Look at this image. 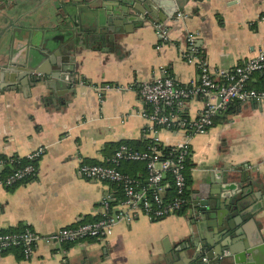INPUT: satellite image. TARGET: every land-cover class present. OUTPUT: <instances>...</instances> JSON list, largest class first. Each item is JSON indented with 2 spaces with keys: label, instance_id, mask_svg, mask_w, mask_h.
<instances>
[{
  "label": "crops",
  "instance_id": "crops-1",
  "mask_svg": "<svg viewBox=\"0 0 264 264\" xmlns=\"http://www.w3.org/2000/svg\"><path fill=\"white\" fill-rule=\"evenodd\" d=\"M8 2H16L19 10L9 9ZM175 3L177 13L172 18L166 8L155 5L154 16L142 10L125 19L124 32L105 45L86 40L75 54L77 83L63 95L67 104L56 107L43 101L48 91L41 83L23 91L10 89L0 79V155L25 156L44 148L33 178L13 187L0 184V231L28 226L46 235L78 220L96 219L101 198L116 193L115 185L85 179L77 169L81 163L103 162L109 143L152 138L140 84L165 77L183 86L195 82L198 67L186 61L185 53L202 57L221 81L224 73L252 58L264 43V0ZM60 13L61 0H0V64L10 57L27 61L32 54L30 33L53 27ZM56 34L60 33L54 30L51 35ZM187 34L193 35L192 44ZM261 83L264 70L248 81L250 87ZM207 102L218 98L186 101L183 115L196 119ZM157 136L169 146L186 140V132L165 128H159ZM189 147V204L209 197L204 189L212 190L215 197L231 196L244 174L252 181L259 178L264 193V102L239 101L236 112L213 122L206 132L192 134ZM190 214L187 207L158 221L139 216L130 224L115 225L105 241L86 239L62 249L40 244L28 259L15 249L0 251V264H178L172 253L182 245L194 242L202 248L203 240L208 252L218 246L214 231H197ZM240 223L248 244H264V206ZM221 242L229 247L222 250V263L234 264L230 247L245 242L233 231ZM191 252L189 248L180 253L188 258ZM257 258L264 264L263 254L258 252Z\"/></svg>",
  "mask_w": 264,
  "mask_h": 264
},
{
  "label": "built area",
  "instance_id": "built-area-1",
  "mask_svg": "<svg viewBox=\"0 0 264 264\" xmlns=\"http://www.w3.org/2000/svg\"><path fill=\"white\" fill-rule=\"evenodd\" d=\"M165 33V29L161 30L163 38ZM187 40L192 44L193 35L187 34ZM184 57L187 62L196 63L198 67V78L195 82L183 86L172 78L165 77L143 82L138 88L141 99L149 107L144 116L151 125L153 144L144 150H137L122 143L112 154L111 165L81 163L78 166V175L85 179L111 182L120 186L122 197L114 202L113 193H106L101 198L100 213L96 219L78 220L50 234L39 233L28 226L20 230L0 231L1 252L18 249L21 255L28 259L40 244L51 249H62V245L79 243L86 239L105 241L118 223L130 224L139 216L158 221L178 215L184 210L189 202L184 195L185 159L190 155L189 138L192 134L206 132L213 125L212 117L233 100L264 102V90L248 87L250 76L264 68V43L252 58L224 73L221 81L213 77L202 57L186 53ZM212 95L218 98V102H207L205 109L196 119L190 121L181 116L186 101ZM159 128L186 132V140L170 145L171 153L165 157L158 148V144H161L157 136ZM43 152L44 148L41 146L19 157L37 162ZM8 157L9 162H12V156ZM125 161L144 163L145 174L142 180H145V183H142L141 178L131 177L117 168ZM6 165H9L7 161L0 159V171ZM168 171L176 193L169 198L166 196L169 182L164 180ZM35 173L36 165L29 162L5 177H0V184L10 187L23 182L31 175L34 176Z\"/></svg>",
  "mask_w": 264,
  "mask_h": 264
},
{
  "label": "water",
  "instance_id": "water-1",
  "mask_svg": "<svg viewBox=\"0 0 264 264\" xmlns=\"http://www.w3.org/2000/svg\"><path fill=\"white\" fill-rule=\"evenodd\" d=\"M136 1L61 0V13L57 16L56 24L49 29H34L30 33L31 57L29 56L27 61H16L12 57L2 61L0 79L10 89L21 88L23 91L41 83L48 91L43 101L56 107L67 104L68 100H64L63 95L72 84L77 83L73 76L76 67L75 54L86 40L105 45L124 32L125 19L129 20L127 18L143 13L142 10L154 16L155 5L158 8H166V14L171 15V18L177 13L175 0ZM139 1H142V7L138 6ZM8 5H10L9 9H14V12L19 10L16 2L11 4L8 2ZM179 13L184 15L182 11ZM54 30L59 31L60 34L51 35ZM64 35L67 39L62 38ZM24 79L25 81H22ZM249 179L251 178L246 177L245 174L242 175L238 188L231 196L215 197L212 190L204 189L202 193H208L209 197L195 200L194 205H188L191 209V223L196 226L197 231L212 229L219 239L218 246L212 247L208 252L210 248L203 240H201L202 248H199L198 243L193 244L194 242L192 246L182 245L172 253L178 259V264H231L222 263L220 257L222 250L229 248L221 242V237L229 236L230 231L245 242V245L240 247H230L234 264H259L257 254L260 252L264 255V244H248L239 229L240 221L262 210L264 206L261 202L264 200V193L259 178L254 181ZM254 188L258 191H253ZM189 248H192V252L186 258L185 254L180 252ZM204 257L206 261L203 260ZM164 261L168 262L169 258Z\"/></svg>",
  "mask_w": 264,
  "mask_h": 264
},
{
  "label": "trees",
  "instance_id": "trees-1",
  "mask_svg": "<svg viewBox=\"0 0 264 264\" xmlns=\"http://www.w3.org/2000/svg\"><path fill=\"white\" fill-rule=\"evenodd\" d=\"M264 70L261 69L259 71H256L254 73H258V72H262ZM253 73V74H254ZM251 77V76H250ZM248 87H250L248 85ZM251 88H255L258 90H264V83H261L260 85H258V87H251ZM239 101L233 100L230 103H228L224 109H221L220 111H218L213 117L212 120L213 122H217L220 121L224 118V115L226 114H230V113H234L236 112V106H238ZM234 104L235 107H234ZM182 117H185L182 113H181ZM127 144L129 145L131 148L133 149H137V150H144L146 149L149 145L153 144V140L151 138H147V139H143V140H122L119 142H114V143H109L105 146L103 152H104V156H105V160L103 162L100 161H91L92 163H99V164H103V165H111L110 163V158L112 156V154L114 153L115 149L120 145V144ZM158 148L160 149L162 156H168L171 152V147L169 145H162V144H158ZM190 156V155H189ZM0 159L2 160H6L7 163L9 164L8 166H4L2 168V170L0 171V177L3 178L6 175L10 174L14 169L21 167L22 165H25L29 162L33 163V164H37V162L35 161H28L26 160L24 157H19L16 155L12 156L13 161H10V157L5 156V155H0ZM190 167V161H189V157H187L185 159V176H186V188L184 189V195L188 198V191H187V186L189 184V178H188V169ZM117 168L123 172L126 173L128 175H130L131 177L134 178H144V174H145V167H144V163L143 162H139V161H125L123 163H121L119 166H117ZM34 176H29L26 179H24V181L30 180L31 178H33ZM164 180H167L169 182V186L166 189V196L172 197L173 195L175 196V189L172 187V181H171V174L170 172H166L165 178ZM23 181V182H24ZM22 183V182H21ZM111 183V182H110ZM142 183H145V180H142ZM17 185V184H15ZM13 185V186H15ZM115 185V189H116V193L113 194L114 196V202H116L117 200H119L122 197L121 191H120V186ZM10 186V187H13ZM189 202L187 203V205L185 206L184 210L188 207ZM17 251H19L18 249H15Z\"/></svg>",
  "mask_w": 264,
  "mask_h": 264
}]
</instances>
